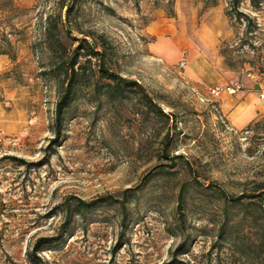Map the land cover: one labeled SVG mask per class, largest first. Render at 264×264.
Segmentation results:
<instances>
[{
    "label": "rangeland",
    "instance_id": "1",
    "mask_svg": "<svg viewBox=\"0 0 264 264\" xmlns=\"http://www.w3.org/2000/svg\"><path fill=\"white\" fill-rule=\"evenodd\" d=\"M14 1L26 14L0 27L16 51L15 61L0 54V264H35L31 256L40 264H162L180 244L183 264H264V205L247 197L264 180V118L258 128H236L219 98L264 96V3L241 0L249 24L230 0H73L67 42L86 39L102 50L105 39L113 70L174 113L171 147L195 179L180 160L162 171L168 125L139 115L133 93L111 100L93 83L78 87L56 138L58 87L42 73L49 65L35 43L39 18L59 10V0ZM202 64L204 76L195 77ZM126 188L136 195L125 223L115 201L65 219L66 198ZM41 237L52 241L31 255Z\"/></svg>",
    "mask_w": 264,
    "mask_h": 264
},
{
    "label": "trees",
    "instance_id": "2",
    "mask_svg": "<svg viewBox=\"0 0 264 264\" xmlns=\"http://www.w3.org/2000/svg\"><path fill=\"white\" fill-rule=\"evenodd\" d=\"M254 8L259 9L264 3V0H250ZM232 11L234 12L236 19L242 21L241 16L244 15L248 19L250 24L253 21L251 16H248L239 10L241 0H230ZM59 10H52L44 17H40L38 20V26L40 27V38L38 43H35L39 48L40 53H45L47 59L48 68L43 69L42 73L49 78H53L57 83L58 98L55 104V137L58 138L61 135V128L63 121L66 117L69 107L74 102L78 90V87L83 85H91L93 83L94 89L98 95H106L111 100H123L129 97L130 93L138 102V114L163 119L164 124L168 125L165 138L166 143L161 150V155L168 161L159 164L162 167V171H171L177 167V161L180 160L183 168L189 173L193 174L195 178V170L192 168L191 162L183 154H175L171 145L175 142L176 131L172 132L173 126L176 127L177 118L174 117V113H166L164 109L150 96L145 87L134 79H129L122 76L117 71L113 70L110 64V53L105 44L103 38V49L98 50L95 45L90 44L86 39H80L74 46L72 43L67 42L69 32L65 29L70 23V13L73 10V0H59ZM65 10V15L60 11ZM55 9V8H54ZM26 14L25 9L19 8L14 0H0V27L4 28L10 26L9 24L16 16L17 13ZM250 26L247 28V31ZM250 32L252 30H249ZM11 33H6L5 30L0 32V54L8 55L13 61L16 59V51L14 50L13 42L10 38ZM69 39V38H68ZM227 47L222 48L221 53L224 55L226 62L231 66V58ZM95 60V62H93ZM93 66L95 68H93ZM263 118L258 117L252 121L247 130L252 128H258L263 123ZM176 121V122H174ZM170 123V126H169ZM170 127V129H169ZM172 133V134H171ZM55 138V141H56ZM179 173V169L173 170ZM196 179V178H195ZM135 188H126L122 190L118 195H104L93 200H87L77 196H70L62 203L64 207L65 219L70 220L72 215H76L80 218H85L92 209L103 203L109 201L118 202L121 209V221L125 223L127 220V202L130 197L135 196ZM182 190H180L179 197L182 196ZM247 197H258L264 205V180L258 184L257 190ZM73 199V202H71ZM241 200V198H240ZM239 200V201H240ZM73 203V204H72ZM73 205L74 211L71 210ZM262 205V204H261ZM181 201L179 202L178 209H180L179 217L183 219L184 212L181 210ZM263 218H264V206ZM73 212V213H72ZM52 238L41 237L38 238L34 245L31 255H35L42 248L43 243L51 242ZM182 245L180 244L173 252V258L170 261L163 262L162 264H183L178 260L177 256L181 253ZM35 264H40L38 260L32 258ZM39 259V258H37Z\"/></svg>",
    "mask_w": 264,
    "mask_h": 264
},
{
    "label": "crops",
    "instance_id": "3",
    "mask_svg": "<svg viewBox=\"0 0 264 264\" xmlns=\"http://www.w3.org/2000/svg\"><path fill=\"white\" fill-rule=\"evenodd\" d=\"M191 67L196 68L193 61ZM203 67V70H199L195 77L204 76L206 66L203 65ZM260 87V90L264 92V83H260ZM219 98L223 105L222 111L226 119L236 128L246 127L259 116L264 115V97H259V94L255 91H235L233 93L224 91Z\"/></svg>",
    "mask_w": 264,
    "mask_h": 264
},
{
    "label": "built area",
    "instance_id": "4",
    "mask_svg": "<svg viewBox=\"0 0 264 264\" xmlns=\"http://www.w3.org/2000/svg\"><path fill=\"white\" fill-rule=\"evenodd\" d=\"M215 91V90H214ZM231 91H235V89H231ZM216 93H218V92H216ZM264 97V96H263Z\"/></svg>",
    "mask_w": 264,
    "mask_h": 264
}]
</instances>
